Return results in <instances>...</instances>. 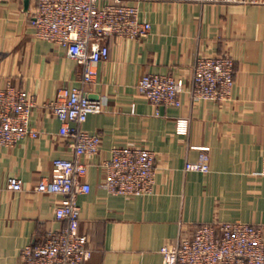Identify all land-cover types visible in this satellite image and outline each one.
Instances as JSON below:
<instances>
[{
    "label": "crops",
    "instance_id": "0c3cea01",
    "mask_svg": "<svg viewBox=\"0 0 264 264\" xmlns=\"http://www.w3.org/2000/svg\"><path fill=\"white\" fill-rule=\"evenodd\" d=\"M29 1L28 5L26 2ZM152 31L145 39L110 41V57L97 67L89 87L105 111L83 125L102 137V151L89 163V194L80 195V233L89 239L86 264H166L164 246L179 245L201 225L246 223L264 237V5L202 0H150L139 4ZM36 0H0V86L11 84L35 102L31 136L0 147V264H23V251L66 227L55 211L62 197L36 187L53 172L56 158L74 155L60 134L50 104L59 89L80 85L82 67L58 45L36 37ZM235 60L233 99L194 102L155 115L138 86L146 74L171 75L191 85L201 56ZM187 119L188 132H178ZM116 147H144L156 154L153 192L113 195L101 187L103 161ZM209 148V173L188 172ZM20 177L22 192L8 188Z\"/></svg>",
    "mask_w": 264,
    "mask_h": 264
},
{
    "label": "built area",
    "instance_id": "2783aa9c",
    "mask_svg": "<svg viewBox=\"0 0 264 264\" xmlns=\"http://www.w3.org/2000/svg\"><path fill=\"white\" fill-rule=\"evenodd\" d=\"M150 0H36L32 21L36 37L63 47L82 67L80 85L59 89L50 104L52 114L61 123V136L74 151L70 158L53 161L51 177L36 187L40 194L60 196L55 215L66 227L48 233L47 238L23 251V264H86L92 257L89 239L80 233V195L89 194L85 180L89 163L102 151V137L83 129L89 117L105 111V105L93 98L89 87L97 78V67L110 57V41L134 40L150 36L152 25L140 18L139 3ZM221 4L264 5V0H202ZM235 60L228 55L201 56L196 59L190 87L183 78L146 74L139 83L140 93L151 103L155 115L164 107H181L182 96L190 93L194 102L232 101L235 86ZM35 102L11 84L0 86V147H12L28 136L37 138L31 128ZM178 132L186 134L189 122L178 121ZM209 148L201 149L197 162L186 165L188 172L209 173ZM156 154L144 147H116L110 159L103 161L105 178L101 187L113 195L140 197L153 192ZM8 188L22 192L20 177L11 176ZM166 264H264V237L260 226L246 223L201 225L179 245L164 246Z\"/></svg>",
    "mask_w": 264,
    "mask_h": 264
},
{
    "label": "water",
    "instance_id": "95a60500",
    "mask_svg": "<svg viewBox=\"0 0 264 264\" xmlns=\"http://www.w3.org/2000/svg\"><path fill=\"white\" fill-rule=\"evenodd\" d=\"M29 1L26 2V5H28Z\"/></svg>",
    "mask_w": 264,
    "mask_h": 264
}]
</instances>
